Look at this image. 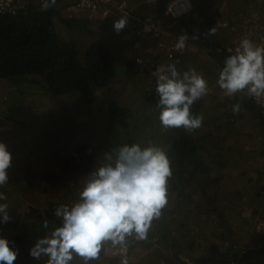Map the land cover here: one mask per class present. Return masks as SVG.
<instances>
[{"label": "rangeland", "instance_id": "1", "mask_svg": "<svg viewBox=\"0 0 264 264\" xmlns=\"http://www.w3.org/2000/svg\"><path fill=\"white\" fill-rule=\"evenodd\" d=\"M53 21L60 38L74 41L82 56L92 43L110 45L115 60L124 53L123 45L116 41L123 32L117 33L111 20L92 21L79 16L77 22L71 23L60 14ZM176 68L182 75L181 68ZM209 72L208 76L215 77L219 72L211 62ZM200 75L208 82L209 92L199 100L197 107L199 115L204 117L203 124L190 134L204 150V155L209 156L206 161L227 163L230 176L220 181L216 179L208 193L200 192V185L195 183L180 193L178 189L170 193L167 188L168 203L160 217L152 221L147 237L137 240L132 236L133 241L145 242L150 252L158 253L151 264H169V257L172 258L170 264L191 262L194 257L205 255L213 242L223 253L232 252L234 245L248 246L254 233L255 218L251 217L257 215L264 219V191L259 189L257 177L264 167L262 125L243 117L241 112L234 114L228 97L216 83L218 79ZM1 81L0 113L8 116L0 117L6 129L2 130L5 139L1 141L7 146L12 142L18 145L24 139L36 146L35 152L26 157L22 155L23 163L7 170L8 184L0 187V192L7 196V200L0 203L9 205L11 216L9 222L0 224V238L8 241L19 232L25 233L27 236L17 246L20 253L14 264H47V257L36 260L29 252L39 239L50 236L55 227L62 226L55 210L61 205L70 208L78 202L89 174L108 163L109 157L114 162V147L135 144L141 149L155 146L166 150L169 129L161 126L156 111L146 103V94L155 84V79L147 75L115 79L98 91L95 103L91 104L81 103L75 93L51 99L37 85L38 89L32 91L34 94L26 93L21 101L14 96L22 82L11 83L4 78ZM247 102L250 103L249 99ZM116 106L118 111H113ZM255 114V110L250 111L251 117ZM118 115L125 116L127 128L120 123ZM16 118L23 124L17 125L19 120H15L12 126L16 133L23 129L37 139L8 138L10 128L6 122ZM218 172L213 170L210 177L214 178ZM45 220L49 221L47 228L42 226ZM35 231L38 236H34ZM175 243L180 247L177 255L169 251ZM190 246L192 249L186 251ZM79 263L80 257L74 255L70 264Z\"/></svg>", "mask_w": 264, "mask_h": 264}, {"label": "clouds", "instance_id": "2", "mask_svg": "<svg viewBox=\"0 0 264 264\" xmlns=\"http://www.w3.org/2000/svg\"><path fill=\"white\" fill-rule=\"evenodd\" d=\"M55 3L56 0H42L41 6L46 10ZM126 24L127 20L121 18L114 22V29L119 33ZM215 32L212 28L209 35ZM187 40L186 35H181L176 49L182 51ZM153 75L159 97L157 107L162 109L161 126L182 127L188 133L199 129L204 117L194 115L191 106L209 92L204 77L195 68L181 75L174 63L159 66ZM216 83L229 98L243 91L256 100L264 98V46L254 44L247 36L241 38L234 54L225 59ZM239 110V104L232 106L234 114ZM108 160L89 174L78 202L55 210L62 226L36 242L29 252L32 258L47 257V264H70L75 255L89 264L98 260L105 244L111 242L113 247L120 246V254L125 257L121 264H128L127 238L147 237L152 221L160 217L168 203L167 180L172 172L167 155L155 146L141 149L135 144L125 145L116 150L114 162L111 157ZM10 166L11 154L0 143V187L8 184ZM6 200L7 196L0 192V201ZM8 208L7 203H0V223L11 220ZM42 226L47 228L49 221L45 220ZM17 254L6 239L0 238V264H14Z\"/></svg>", "mask_w": 264, "mask_h": 264}, {"label": "trees", "instance_id": "3", "mask_svg": "<svg viewBox=\"0 0 264 264\" xmlns=\"http://www.w3.org/2000/svg\"><path fill=\"white\" fill-rule=\"evenodd\" d=\"M58 3L60 1L56 0L55 5L46 10L33 6L26 13H18L14 16L0 15V79H7L11 83L26 82L40 86L53 97L75 93L81 103L91 104L98 91L108 87L115 80L116 60L113 52L100 44H90L82 56L74 41L61 39L53 21L55 17L60 16V10L56 7ZM166 3L160 4V7L164 9ZM111 19L121 18L107 20ZM123 30L127 34L130 45H133L136 38L130 37L125 28ZM223 52L225 60L226 54L225 51ZM135 65L134 59L127 63V78L139 74ZM155 88L156 83L146 94V103L156 111L159 120L162 109L157 107L159 97L156 95ZM246 97L230 98L228 105L239 104L240 108L258 112L256 105L247 97L250 101L248 103ZM198 102L200 101L191 106V112L194 115L200 114L197 109ZM112 110L118 111V107ZM118 118L127 128L125 116L118 115ZM260 122L264 127L262 120ZM166 140L168 147L166 150H161L165 152L170 162L172 175L167 180L170 193H175L177 189L179 193L185 191L191 183L200 185V192L208 193L209 186L217 182L216 178L210 177L214 165L206 161L208 155H204V150L194 137L182 127L171 128ZM129 142L130 140L127 143ZM116 150L118 148L112 149L114 154ZM208 198L210 200V195ZM53 216L51 219H54ZM34 233L36 234L34 236H38L37 231ZM25 236L27 235L22 232L12 236L8 239L9 247L20 253L17 246ZM179 249L178 243L169 248L174 255L178 254ZM262 251H264V245ZM225 256L226 253L211 243L207 253L193 258L192 263L215 264Z\"/></svg>", "mask_w": 264, "mask_h": 264}, {"label": "crops", "instance_id": "4", "mask_svg": "<svg viewBox=\"0 0 264 264\" xmlns=\"http://www.w3.org/2000/svg\"><path fill=\"white\" fill-rule=\"evenodd\" d=\"M69 1L70 3L73 2V0H65V1L58 3L56 6L57 9L60 10V14L63 17H64L62 13L63 7L66 6ZM167 1L168 0H159V2H157L156 4L149 5L146 3V0H132L131 7L133 9V13H135L136 15L150 16L155 21L164 23L166 22V19L163 15L164 9L162 6L160 7V4H163L164 2L166 3ZM189 1L192 4V10L187 15L182 17L180 24H179L180 26L178 27V30H176V33H178L179 36L186 35L188 37V40L186 41L187 42L186 50L184 51V54L181 57V63L176 67L181 68V73L188 71L190 68H195L198 74L203 73L205 76L206 75L208 76V74L210 73L209 68H210V62H211L214 68L220 72V70L224 66V61H225L224 52H223L224 48L226 45H229L233 40V36L230 30V25L239 23L241 18L244 17L243 15L247 13L249 8H258L262 10L263 16H264V0H189ZM77 19L78 18L71 20V23L77 22ZM117 20L119 19H116V20L111 19V22L114 23ZM224 23L227 24V27L221 26ZM212 28H215L216 32L214 35H209V32ZM122 32H123V35L118 36L116 38L117 44L121 43L124 47V53H122L120 55V58L116 60V65H117L116 67L118 68V73L116 74L115 79L119 78V80L121 79V77H124L127 79L126 65L129 61L135 58V52H136L133 46L130 45L129 39L126 36L127 34L125 30L122 29ZM148 43H149L148 41L144 42L145 45ZM105 47L113 52V48H111L110 45L105 46ZM187 47L191 48L190 51L187 50ZM177 70L179 71V69ZM219 72H217V77L215 76H208V77L211 78L212 80L218 79ZM208 77L206 78L208 79ZM0 82H2L1 79H0ZM36 89H38L36 85L22 83L18 85L17 88L15 89L17 93H16V96L14 97L16 98L18 96L20 100L22 101L24 100L23 98L26 93L30 96V94L32 95L33 93L32 91ZM46 95H48L50 98L51 97L55 98L51 96L50 94H46ZM235 96L245 97V95H243V93L241 92L237 93ZM95 100L93 101L94 103H95ZM240 109L241 110L239 112H241L243 117L244 116L249 117L252 121H254L255 124L257 121L261 124L260 122L261 119L257 111L255 114V117H251L250 111H248L245 108H240ZM0 117H8V116L3 113H0ZM19 118L12 119L6 122V125H9L8 128H10L9 133L6 136L10 139H16V138L22 139L23 137H26V136H30L31 139H37L34 136V134L29 133L28 131L23 130V129L22 131L19 130L18 133H16L17 131L14 130V127L12 125L16 122L15 120L17 119L19 120ZM2 121L3 119H0V142L1 143H3L1 140L5 139V136H3L4 133H2V130L5 129L2 125ZM19 124L23 125L20 120H19V123H17V125ZM261 128L264 130L263 126ZM29 142L22 139V141H19L20 144L18 145L15 142H12L11 144H8L6 146L7 151L11 154V166L9 169H14L17 163H20V162L23 163L22 155L26 157V155H28L30 152H35L36 145L33 147V145L28 144ZM211 164L214 165V170L216 172L220 170L218 174L215 175L214 177L217 180L219 181L224 180V178L226 179L227 175L230 176V169L227 168L228 167L227 163L213 162ZM259 173L260 174L257 175V177L260 179L258 186H259V189H261L263 192L264 191V167L261 168V171ZM259 179H256L255 181H258ZM256 216L257 215H255V217ZM255 217L253 216L251 218H255ZM252 235L253 236L250 238L251 246L258 245V244L262 246L264 245V236H260L259 234H256L255 232L252 233ZM132 238L133 237L127 238L126 259L128 261V264H151V262H153V260L155 259L154 257L158 253L156 252L157 253L156 254L154 252H150V250L147 248V245H145V242L138 243L136 241H133ZM188 249H192V247L190 246V247L185 248L186 251H188ZM158 256L159 255H157V257ZM122 258H125V257H123L120 254V246L117 245L113 247L111 245V242H107L105 244V247L102 249L100 253V258L95 261H89V264H121ZM169 258L170 259L167 258V260L170 264V262H172V258L171 257ZM184 261L182 264H193L191 260H190L191 262L186 260L187 263H184ZM79 264H84L82 258H80Z\"/></svg>", "mask_w": 264, "mask_h": 264}, {"label": "built area", "instance_id": "5", "mask_svg": "<svg viewBox=\"0 0 264 264\" xmlns=\"http://www.w3.org/2000/svg\"><path fill=\"white\" fill-rule=\"evenodd\" d=\"M60 2L65 0H58ZM159 0H146L149 5L156 4ZM132 0H74L63 7V15L68 20H73L83 16L88 20L105 21L110 18H124L127 24L124 27L128 30L130 37H135L133 43L135 49V66L139 74L156 78L153 73L159 66L174 63L178 66L181 57L186 50L176 49L175 44L180 37L176 30L180 26L182 17L192 10L189 0H168L163 15L166 22L155 21L150 16H139L133 13L131 7ZM42 0H0V15L14 16L35 6L40 10ZM240 22L231 24L230 30L233 40L224 48L226 58L234 54V50L239 46L241 38L247 36L254 44L264 46V16L262 10L249 8L243 15ZM149 42L144 44V42ZM225 58V59H226ZM257 107L259 116L264 123V98L256 100L246 94ZM252 230L256 234L264 236V219L255 217ZM263 246L258 245H234L232 252L215 264H264Z\"/></svg>", "mask_w": 264, "mask_h": 264}]
</instances>
